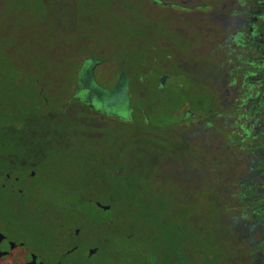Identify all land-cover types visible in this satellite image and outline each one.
I'll use <instances>...</instances> for the list:
<instances>
[{
    "label": "flooded vegetation",
    "instance_id": "flooded-vegetation-1",
    "mask_svg": "<svg viewBox=\"0 0 264 264\" xmlns=\"http://www.w3.org/2000/svg\"><path fill=\"white\" fill-rule=\"evenodd\" d=\"M151 1L172 11L176 35L155 40L153 49L159 54L147 72L154 69L159 75L155 90L181 86L182 98L170 117L175 141L157 135L155 150L187 181L188 225H198L194 205L200 199L211 204L209 215L220 226L213 228L217 255L209 264H264V0ZM165 44L178 49L181 58L171 51L164 58ZM140 63L134 67L146 72ZM84 66L83 61L69 81L77 84V103L96 114V120L105 112L121 125L128 123L139 108L126 98H147L148 86L135 81L143 89L132 95L123 67L122 86L115 81L108 95L94 96L101 100L96 106L92 94L85 99L79 95ZM178 77L185 78L184 85L172 83ZM37 93L42 98L38 103L48 108L49 97ZM35 102L22 104L21 111L14 106L12 120L0 125V264H107L109 257L118 264H194L189 236L181 234L180 226H170L171 215L162 217L163 208L142 186L136 188L139 212L122 202L117 207L114 182L134 183L121 169L113 172L110 160L86 154L77 163L84 175L79 181L61 173L66 162L62 151L78 136L69 124H83L74 117L54 120L47 115L50 109L34 113ZM120 106L131 116L115 112ZM42 118L47 126L39 125ZM173 148L179 152L176 157L170 155ZM50 186L60 190L62 203L37 201L39 191ZM197 229L203 238L204 228Z\"/></svg>",
    "mask_w": 264,
    "mask_h": 264
},
{
    "label": "rangeland",
    "instance_id": "rangeland-1",
    "mask_svg": "<svg viewBox=\"0 0 264 264\" xmlns=\"http://www.w3.org/2000/svg\"><path fill=\"white\" fill-rule=\"evenodd\" d=\"M175 18L177 21L178 17ZM175 26L172 11L151 0H0V88L5 87L3 91L0 89V98L4 99L3 95L14 96L15 102L7 106L8 111L14 106L21 111L24 109L22 104L30 106L34 100V107H38L33 110L34 113L45 114V110L50 109L47 115L54 120L63 116L76 118L83 125H75L76 121L69 125L77 129L75 141H81H74L72 147L62 151L66 162L59 168L61 173H65L69 180L79 181L84 175H79L83 171H79L77 163L84 160L86 154H97L99 158L110 160L113 172L121 169V173L134 183L116 185L114 182V191L124 199H132L137 186H142L147 194L155 197L157 206L163 208L161 216L171 215L170 226H180L181 234L186 238L189 236L192 262L209 264L217 255L213 248V228L220 226L217 219L211 213L209 215L207 206L211 204L200 199L194 205L197 227L205 230L202 238L196 225L190 226L186 220L187 181L163 152L155 150L157 135L163 134L170 143L176 139L170 117L172 110L182 103L181 86L157 91L154 86L159 75L154 69L150 72L147 69L153 67L154 57L159 54L153 49L155 40L165 36L173 39ZM179 43L186 47V41L181 39ZM162 49L166 58L171 50L166 44L162 45ZM178 51L171 52L174 57L181 58L182 53ZM182 52L185 55L184 49ZM83 61L86 71L82 72L83 88L79 92L82 99L90 94L93 97L108 95L111 91L109 87L119 80V69L123 67L125 75L132 81V95L143 89L137 87L135 81L148 86L144 92L147 98H126L128 105L139 108L134 110L128 123L121 125L105 112L100 120H96V114L77 103L73 96L77 84L69 81L75 78ZM140 61L147 66L144 73L136 70L137 65L142 64ZM18 69H24V73L19 74ZM5 70L6 77L3 75ZM35 72L41 77L39 82ZM174 81L185 84L184 77H178L172 83ZM16 82L20 83L19 86ZM118 83L122 86L120 81ZM35 86L42 96L49 97L51 105L48 108L32 98L31 95L36 96ZM37 95L38 99L41 98ZM62 99L64 103L60 102ZM93 102L96 106L101 104L99 98L94 97ZM115 112L131 116L126 107L120 106ZM17 114L19 112L15 116ZM88 122L90 125H85ZM48 124L45 118L39 121V125ZM80 135L82 139H78ZM176 154L179 152L173 148L170 155ZM58 191L51 186L40 190L37 201L50 198L60 204L64 199ZM122 203L130 205L132 212L141 210V206L132 201ZM90 211L99 216L96 209L91 207ZM117 243L123 251L128 250L120 237ZM106 262L118 264V259L109 257Z\"/></svg>",
    "mask_w": 264,
    "mask_h": 264
},
{
    "label": "trees",
    "instance_id": "trees-1",
    "mask_svg": "<svg viewBox=\"0 0 264 264\" xmlns=\"http://www.w3.org/2000/svg\"><path fill=\"white\" fill-rule=\"evenodd\" d=\"M45 57L47 56L46 53H44ZM18 72L19 74H23L24 73V69L20 70L18 69ZM4 77L7 76V73H6V70L4 72ZM35 77L40 80L41 77H39V75L37 74V72H35ZM38 82V81H37ZM15 84H17L16 86H19L20 83L16 82ZM5 87H1L0 89L3 91ZM37 92H38V89L37 87L35 86V89H34V95H31L33 98L37 99L38 95H37ZM40 96V95H39ZM3 97H5L4 99H1L0 98V112L3 111L1 114H0V125H8L10 120H12V114L10 111L7 110V106L11 105L14 100V96H5L3 95ZM41 97V96H40ZM42 99V98H41ZM36 109V108H35ZM137 191V189H136ZM119 196L118 200L116 201V203H118V206L117 207H123V205L120 204V202H126V201H132L134 203H137L138 204V200H137V192L136 193H133V198L132 199H127V198H123L122 196H120V194H117ZM125 195V194H124Z\"/></svg>",
    "mask_w": 264,
    "mask_h": 264
}]
</instances>
